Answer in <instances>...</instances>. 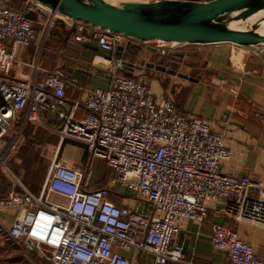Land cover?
<instances>
[{"label":"built area","instance_id":"obj_1","mask_svg":"<svg viewBox=\"0 0 264 264\" xmlns=\"http://www.w3.org/2000/svg\"><path fill=\"white\" fill-rule=\"evenodd\" d=\"M26 5L17 9L0 1V177L9 183L0 212L14 211L7 231L14 243L28 255H39L44 264L185 263L184 247L175 242L181 232L178 220L204 222L212 201L224 202L226 214L237 222L264 225L263 183L221 169L230 157L224 135L142 79L122 74V64L114 57L119 47L125 50L136 43H156L152 47L157 50L169 44L173 52L188 44L143 42L68 19L79 26L76 41L96 44L93 64L110 76L108 87L82 88L80 98L70 99L67 88L78 82L62 69L41 68L47 35H38L29 11H45L52 21L59 16L33 0ZM34 44L38 53L31 75L16 77L18 50ZM48 113L60 120L55 132L61 141L85 144L93 158L113 170L109 185L91 188L90 165L69 167L56 155L40 193L28 188L14 171L13 160L32 127L49 128ZM118 183L151 208L139 211L113 202L112 186ZM53 195L65 202L53 200ZM4 221L0 218V225ZM210 238L227 253L230 264H264L256 247L228 224L213 223Z\"/></svg>","mask_w":264,"mask_h":264},{"label":"crops","instance_id":"obj_2","mask_svg":"<svg viewBox=\"0 0 264 264\" xmlns=\"http://www.w3.org/2000/svg\"><path fill=\"white\" fill-rule=\"evenodd\" d=\"M5 1L8 2V0ZM26 8H28L27 5L22 9ZM29 14L34 20L36 14L37 17L42 18V22L35 20V29L38 35H47L40 53L41 68L46 72L62 69L69 78L73 77L78 82L77 85L68 86V98H80L83 94L82 88L88 90L109 86V74L99 70L93 64L94 54L99 50L96 44H83L74 39V35L80 31L77 23L60 17L52 21L51 16L45 11L39 13L31 10ZM50 22L52 23L46 33L45 28ZM137 44L144 43L133 44L130 48L132 49ZM229 46L233 45L211 46L212 60L206 72L195 76L186 74L192 79L172 75L178 77L180 81H172L170 86L172 90L167 91L169 95L166 96L171 97L180 110L190 116L203 118L213 130L224 135V142L230 157L221 167L223 172L239 176L248 174L260 180L264 185V63L258 57H245L239 49L236 52L240 53L234 54L235 49H231V60L234 59V64L231 63V65L228 56ZM130 48L123 51L124 60L129 61L127 54ZM37 53L36 44L21 47L18 50V60L13 70L16 77L28 78L31 75V64L34 63ZM116 53L114 54L115 59ZM139 70H135L134 76ZM102 74H107V77H102ZM141 79L151 85L158 95L165 96L166 91L158 81L147 75H143ZM79 115L83 114L79 113ZM45 117L48 118L49 128L42 127L59 137L55 131L61 125L60 120L53 113H48ZM56 155L62 164L69 167L84 168L90 165L94 172L91 188L109 185L114 178L113 170L104 162L108 172L98 177L95 175L94 158L83 143L70 139L61 141L59 137L53 159ZM26 182L24 181L27 185L28 182ZM27 186L37 194L43 187L42 185L39 192H36L31 186ZM7 189H9V183ZM3 191L0 193L7 196L8 190ZM52 199L65 202L56 195H53ZM110 199L118 204L130 205L139 211H147L151 208L150 204L140 201L134 191L122 187L119 183L112 186ZM13 214V210L7 213L0 212V218L8 222L6 225L9 228L13 223ZM178 223L181 232L175 237V242L184 247L185 263L169 262L168 264H230L227 253L214 247L211 242L210 234L213 223H224L233 227L243 240L256 247L258 256L264 262V225L250 220L235 221L226 214L224 202L212 201L209 216L202 223L185 218H179ZM19 250L18 252L13 251L12 255L17 256L19 253L25 257L26 254L29 258L21 247ZM146 264L152 263L148 261Z\"/></svg>","mask_w":264,"mask_h":264},{"label":"water","instance_id":"obj_3","mask_svg":"<svg viewBox=\"0 0 264 264\" xmlns=\"http://www.w3.org/2000/svg\"><path fill=\"white\" fill-rule=\"evenodd\" d=\"M61 18L120 32L143 42H179L193 46L232 44L254 53L264 63V0H33ZM237 25L245 28H237ZM156 52V48L149 46ZM123 47L116 59L122 73L148 67L190 78L153 62L136 65L124 60ZM183 57V50L174 51ZM192 79V78H190ZM56 116V113H53Z\"/></svg>","mask_w":264,"mask_h":264},{"label":"rangeland","instance_id":"obj_4","mask_svg":"<svg viewBox=\"0 0 264 264\" xmlns=\"http://www.w3.org/2000/svg\"><path fill=\"white\" fill-rule=\"evenodd\" d=\"M7 4L9 6L16 5L19 8H24L26 6V0H8ZM34 18L36 21L42 22V18L37 17V14ZM148 45L154 46L156 43L137 44L132 49L130 48L127 54L128 60L136 65H141L142 62H153L176 70L179 73L190 74L192 76L206 72L208 65L211 64L212 59L210 55L212 53L211 51H213L211 46H184L183 51L186 52V56L179 57L174 55L173 48L169 44L165 45L164 49H156V52L150 50ZM231 49H235L234 54L242 52L245 57H257L249 50L234 45L229 46L228 56L230 58V64H234V59L231 60ZM238 49L240 52H236ZM102 75V77H107V74ZM143 75H147L153 80L158 81L166 91L165 96L169 95L168 92L172 90L170 88L172 81H180L176 76L148 67L140 69L136 77L141 79ZM58 143L59 137L51 131L44 129L42 126L32 127L26 135L19 152L13 160V169L23 181L28 182L26 183L31 186L32 190L39 192L40 187L46 181ZM93 167L97 177L108 172L103 161L97 160V158H94ZM6 181L0 179V192L3 190V192L9 191ZM7 223V221H4V225H0V264H44L40 260V256L36 253L29 254V258L26 254L25 257L21 254L19 255V253L17 256L12 255L13 251H20V247L9 238L7 232L9 227L6 225Z\"/></svg>","mask_w":264,"mask_h":264},{"label":"trees","instance_id":"obj_5","mask_svg":"<svg viewBox=\"0 0 264 264\" xmlns=\"http://www.w3.org/2000/svg\"><path fill=\"white\" fill-rule=\"evenodd\" d=\"M10 7L17 8V9H22V8L17 7L16 5L10 6ZM0 178H2V177H0ZM4 196H5L4 193H0V198H4Z\"/></svg>","mask_w":264,"mask_h":264},{"label":"bare ground","instance_id":"obj_6","mask_svg":"<svg viewBox=\"0 0 264 264\" xmlns=\"http://www.w3.org/2000/svg\"><path fill=\"white\" fill-rule=\"evenodd\" d=\"M108 1H113V2H114V0H108ZM236 27H237V28H245V26H241V25H237ZM261 31L264 33V29L261 30Z\"/></svg>","mask_w":264,"mask_h":264}]
</instances>
